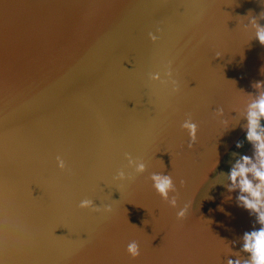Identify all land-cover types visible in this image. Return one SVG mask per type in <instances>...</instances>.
Listing matches in <instances>:
<instances>
[{"label": "water", "instance_id": "95a60500", "mask_svg": "<svg viewBox=\"0 0 264 264\" xmlns=\"http://www.w3.org/2000/svg\"><path fill=\"white\" fill-rule=\"evenodd\" d=\"M260 16L264 0H0V264L236 259L229 248L260 225L215 175L230 170L231 153L251 154L242 113L264 81V46L249 25L264 27ZM169 63L178 91L149 79ZM121 170L132 179L115 180ZM152 173L172 175L176 208ZM85 198L101 210L79 208Z\"/></svg>", "mask_w": 264, "mask_h": 264}, {"label": "clouds", "instance_id": "9594fccd", "mask_svg": "<svg viewBox=\"0 0 264 264\" xmlns=\"http://www.w3.org/2000/svg\"><path fill=\"white\" fill-rule=\"evenodd\" d=\"M264 19V16H260ZM249 25L255 30V39L264 46V27H262L256 18L249 20ZM248 25L245 26L247 29ZM159 31V30H158ZM149 39L156 43L158 36L149 32ZM216 57H220L219 54ZM264 72V69H262ZM163 79L160 72L150 73L151 81H159L164 85H171L173 91H178L177 81L173 79V71L171 64L165 66L163 71ZM252 87L257 90L256 94H248L247 99L243 101L244 110L242 118L246 121L243 126L245 131V141L251 146V154L231 153L232 159L229 161L230 170L219 172L215 175L223 177V182L216 185H221L226 189V193H232L238 190L236 202L238 206L248 210L250 215H253L256 222L260 225L258 230L245 232L242 237V247L238 252H233L229 248L228 256H235L236 259H227L225 264H264V81L253 83ZM251 98V99H248ZM217 116H224V109L218 108L215 110ZM181 128L188 133L189 143L187 147L192 149L197 143L198 125L193 122L191 115L183 121ZM244 141L236 143V148H242ZM128 167L134 169L136 174L146 172V164L142 159H133L130 155H126ZM57 167L64 170L65 161L60 157H56ZM219 160L213 165L211 172L216 173L219 167ZM214 178V179H215ZM115 180L124 181L132 179L131 176H126L123 170L119 171L114 177ZM152 182V187L156 194L170 207L176 208L179 193L174 183L171 174L152 173L149 177ZM209 178H205L207 180ZM184 180H180V185L183 186ZM215 185V186H216ZM214 186V187H215ZM170 193H175L171 195ZM227 198H231L228 196ZM79 208L92 209L100 211L91 199H83L80 201ZM191 204H186L180 209L177 214V220L186 218ZM104 211L111 212L112 208L107 206ZM126 253L133 260H136L141 255L140 245L133 240L127 244ZM240 253L246 254L247 258H241Z\"/></svg>", "mask_w": 264, "mask_h": 264}]
</instances>
